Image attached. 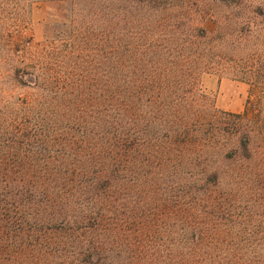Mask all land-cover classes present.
<instances>
[{"label":"rangeland","instance_id":"rangeland-1","mask_svg":"<svg viewBox=\"0 0 264 264\" xmlns=\"http://www.w3.org/2000/svg\"><path fill=\"white\" fill-rule=\"evenodd\" d=\"M75 29L86 41L75 62L84 101L97 44L110 45L127 71L148 39L157 45L194 30L219 55L196 76L197 102L228 113L245 107L264 120V0H0V95L35 96L42 117L11 134L6 120L22 118L0 104V264H264V175L259 185H232L224 172L244 162L234 156L219 162L217 187L170 186L136 151L129 160L110 151L124 127L106 110L75 111L67 96L41 89L33 67L21 69L36 56L28 42L61 50ZM45 53L50 61L57 50ZM262 132L250 135L255 155Z\"/></svg>","mask_w":264,"mask_h":264},{"label":"trees","instance_id":"trees-1","mask_svg":"<svg viewBox=\"0 0 264 264\" xmlns=\"http://www.w3.org/2000/svg\"><path fill=\"white\" fill-rule=\"evenodd\" d=\"M102 26L94 33L96 41L101 42L100 36L105 35ZM191 32L187 31L185 38L168 34L164 43L157 45L148 39L143 50H139L143 56L133 57L127 71L119 55L110 54V45L96 43L95 73L90 81L92 94L85 101L84 95L80 97L85 80L76 71L79 67L75 63L77 57L82 58L80 52L86 42L80 30L71 31L68 39L61 41V50L55 48L58 42L54 41L28 42L36 56L23 61L20 67H33L36 73L32 76L40 80L41 89L52 92V97L67 96L75 111L98 106L106 110L111 123L124 127L120 135H112L108 143L110 151L123 160H129V153L136 151L155 174L171 177L170 186L196 191L217 187L222 173L219 162L234 156L244 162L224 172L231 184L259 185L257 180L264 175V120L254 118V113L245 107L241 112L228 113L212 106L204 108L197 102L196 76L201 70L217 66L219 55L196 39L204 34ZM48 47L57 50L55 56L49 55L50 61L44 59ZM105 58L112 62L106 68L101 65ZM46 83L48 87L44 86ZM34 98L0 95V104L16 108L19 112L15 113L22 118L14 119L15 124L12 116L6 120L5 128L7 131L10 128L11 134L22 135L21 129L28 123L36 126L41 122L37 112V118L31 116L40 103ZM255 130L263 131L260 155L253 154L251 149L250 135ZM227 134L236 138L231 145L221 140ZM182 172L190 177L188 183L176 178Z\"/></svg>","mask_w":264,"mask_h":264}]
</instances>
